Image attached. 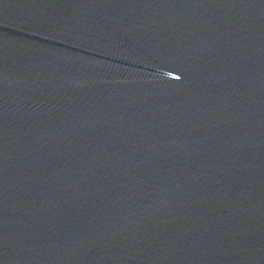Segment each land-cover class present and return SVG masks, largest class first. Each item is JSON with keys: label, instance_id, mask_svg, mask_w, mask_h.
<instances>
[{"label": "water", "instance_id": "obj_1", "mask_svg": "<svg viewBox=\"0 0 264 264\" xmlns=\"http://www.w3.org/2000/svg\"><path fill=\"white\" fill-rule=\"evenodd\" d=\"M0 129L264 179V0H0Z\"/></svg>", "mask_w": 264, "mask_h": 264}]
</instances>
